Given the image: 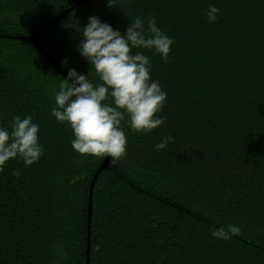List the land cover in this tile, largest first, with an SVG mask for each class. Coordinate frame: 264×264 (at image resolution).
I'll use <instances>...</instances> for the list:
<instances>
[{"label": "trees", "instance_id": "trees-1", "mask_svg": "<svg viewBox=\"0 0 264 264\" xmlns=\"http://www.w3.org/2000/svg\"><path fill=\"white\" fill-rule=\"evenodd\" d=\"M79 1L0 0V126L31 116L43 146L32 166L0 170V264H87L89 191L105 156L72 149L51 115L67 75L25 38L66 11L40 41L86 77L77 47L92 15L121 32L151 16L173 39L166 63L139 50L167 93L165 119L148 133L122 121L126 154L94 186L89 264H264V0ZM163 136L173 141L154 150ZM229 224L240 233L212 237Z\"/></svg>", "mask_w": 264, "mask_h": 264}, {"label": "clouds", "instance_id": "clouds-1", "mask_svg": "<svg viewBox=\"0 0 264 264\" xmlns=\"http://www.w3.org/2000/svg\"><path fill=\"white\" fill-rule=\"evenodd\" d=\"M113 0H108L112 7ZM220 10L209 3L205 16L209 23L217 20ZM77 51L91 68L87 75L69 68L67 76L54 90L51 115L72 130L71 147L79 154L108 156L115 161L126 154L127 138L122 121L137 132L148 133L164 123L162 111L167 93L151 78V61L140 49L152 50L166 63L173 39L163 32L154 17L130 19L123 32L92 15L80 31ZM136 49L137 51H133ZM66 64L67 61L65 60ZM94 70L97 81L89 74ZM39 125L31 116L14 115L9 126H0V170L11 159L32 166L43 155L39 142ZM173 141L163 136L153 145L163 150ZM15 175V170H13ZM241 231L229 224L211 231L213 238L228 240Z\"/></svg>", "mask_w": 264, "mask_h": 264}, {"label": "water", "instance_id": "water-1", "mask_svg": "<svg viewBox=\"0 0 264 264\" xmlns=\"http://www.w3.org/2000/svg\"><path fill=\"white\" fill-rule=\"evenodd\" d=\"M82 1L83 0H80L79 3H81ZM66 12L63 13V14H61L57 18H55L52 22L48 23L47 25H45L44 27H42L38 31H36V32L28 35L25 38H26V40H28L31 43V45L34 48H36L41 53H43V55H45L47 58H49L54 64H56L60 68L61 71H63L67 75V71L68 70H66L62 66L58 65L56 63V61L53 60L51 56H49V54L45 51V49L43 48V46L41 44V41H40V34L42 32H44L46 29H48L50 27V25H52L53 23L58 22L66 14ZM110 161H111V157L105 156L103 162L101 163L100 167L98 168L97 172L95 173V175L93 177V180H92V183H91V186H90L89 201H88V249H87V264H89V262H90V257H89L90 248H91V240H90V236H91V230L90 229L91 228H90V226H91V220H92V206H93L94 186H95V183H96V181H97L100 173L103 170H105L106 168H108L110 166Z\"/></svg>", "mask_w": 264, "mask_h": 264}]
</instances>
